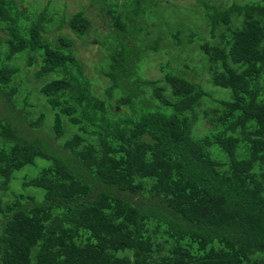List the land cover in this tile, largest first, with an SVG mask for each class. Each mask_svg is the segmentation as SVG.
Here are the masks:
<instances>
[{"label": "trees", "instance_id": "16d2710c", "mask_svg": "<svg viewBox=\"0 0 264 264\" xmlns=\"http://www.w3.org/2000/svg\"><path fill=\"white\" fill-rule=\"evenodd\" d=\"M88 7L0 0V264H264V0Z\"/></svg>", "mask_w": 264, "mask_h": 264}, {"label": "rangeland", "instance_id": "374dc122", "mask_svg": "<svg viewBox=\"0 0 264 264\" xmlns=\"http://www.w3.org/2000/svg\"><path fill=\"white\" fill-rule=\"evenodd\" d=\"M58 6H63L67 14H72L83 9V7H88V0H53ZM171 4L179 5L182 8L194 7L197 0H168ZM88 17L92 20L93 26H97L104 30L103 22L100 21V17L96 14L97 9L95 6L88 7L85 9ZM68 34L72 36L70 32ZM87 44L83 46L78 39L77 41V56L82 60L83 64L88 67V72L92 70L91 66L98 60V44L90 36L85 38ZM146 76L151 78H158L160 73L157 71L156 66H152Z\"/></svg>", "mask_w": 264, "mask_h": 264}]
</instances>
